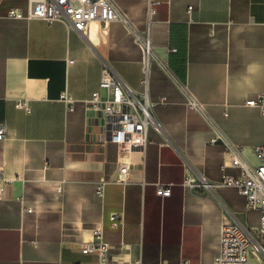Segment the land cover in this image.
<instances>
[{
    "label": "crops",
    "instance_id": "1",
    "mask_svg": "<svg viewBox=\"0 0 264 264\" xmlns=\"http://www.w3.org/2000/svg\"><path fill=\"white\" fill-rule=\"evenodd\" d=\"M115 2L126 23L96 21L80 33L60 22L8 19L11 8L28 14L29 0H3L0 176L10 183L0 200V264H101L83 252L98 243L97 231L110 245L103 264H213L223 226L260 225L261 210L222 182L242 176L229 145L260 163L264 0ZM137 33L149 37L148 63ZM108 66L138 93L148 68L160 128L150 129L145 151L104 142L88 128L95 113L85 101ZM65 92L76 99L73 109ZM125 166L126 182H117ZM189 175L207 178L214 191L189 190ZM159 184H171V196L160 197ZM114 214L123 226L112 225Z\"/></svg>",
    "mask_w": 264,
    "mask_h": 264
},
{
    "label": "built area",
    "instance_id": "2",
    "mask_svg": "<svg viewBox=\"0 0 264 264\" xmlns=\"http://www.w3.org/2000/svg\"><path fill=\"white\" fill-rule=\"evenodd\" d=\"M2 3L3 0H0V8ZM29 5L28 14L19 8H11L6 17L12 20L40 19L49 25L60 22L80 33H84L89 25L96 21L104 25L116 21L127 22L125 14L115 0H29ZM152 13L154 9L151 8ZM136 39L148 63L153 52L149 37L137 33ZM141 85L143 87L141 93L133 91L109 66L106 67L98 90L85 101L87 108L95 113L93 119H88L90 132L104 136L102 138L104 142L116 143L122 149L145 151L151 144L150 129L160 128L151 112L148 68ZM63 100L73 109L76 99L69 92L64 93ZM249 104L255 105L256 101H250ZM17 108L26 113L31 112V106L27 101H19ZM5 137L6 126L0 123V141ZM220 138L221 135H218L214 141ZM228 152L234 155L233 165L242 169V176L239 178L227 176L222 184L238 188L240 194L247 200L248 209L261 210V218L256 230L240 222L223 226L219 252L213 264H264V145L255 149L260 160L258 165H252L246 159H242L233 145L228 146ZM127 174L128 167L125 166L116 181L126 182ZM9 183V180L0 176V200L4 198ZM185 186L191 191H214V183L203 176L189 175ZM97 192L102 195L103 187L100 186ZM157 194L162 198L171 196L172 185L159 184ZM111 220L114 227L124 224L122 217L116 214L111 216ZM96 239L98 243L88 246L83 252L97 253L103 264L107 261L110 245L102 241L101 231L96 232ZM133 264H143V261L137 260Z\"/></svg>",
    "mask_w": 264,
    "mask_h": 264
}]
</instances>
